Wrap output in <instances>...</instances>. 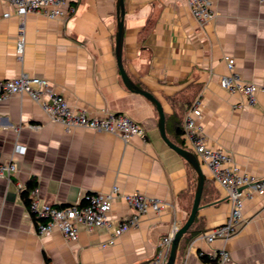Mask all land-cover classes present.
Here are the masks:
<instances>
[{
	"label": "crops",
	"instance_id": "crops-1",
	"mask_svg": "<svg viewBox=\"0 0 264 264\" xmlns=\"http://www.w3.org/2000/svg\"><path fill=\"white\" fill-rule=\"evenodd\" d=\"M64 1L75 8L68 18L25 17L19 55L21 19L3 18L12 8L0 0V81L21 73L45 79L70 106L89 117L122 114L142 126L145 137L124 143L112 134L66 130L26 94L2 101L0 161H13L17 172L0 178V264H154L159 240L188 218L196 175L160 137L155 107L122 84L115 57L117 0ZM208 1L215 17L200 26L186 0H124L123 68L162 106L170 142L189 151L181 131L199 101L198 124L208 145L229 153L242 173L264 180V93H256L254 106H248L219 83L229 75V57L243 82L264 87V4ZM16 144L26 150L14 157ZM198 162L205 178L200 209L180 240L175 264H211L201 257L221 249L230 255L227 264H264V191L251 197L243 191V220L230 239L200 240L226 221L230 205ZM29 182L35 184L38 209L80 204L86 195L107 194L113 186L121 195L137 192L166 205L116 237L120 222L136 214L116 197L108 227L79 226L78 239L68 241L59 231L38 235V220L21 197Z\"/></svg>",
	"mask_w": 264,
	"mask_h": 264
},
{
	"label": "built area",
	"instance_id": "built-area-1",
	"mask_svg": "<svg viewBox=\"0 0 264 264\" xmlns=\"http://www.w3.org/2000/svg\"><path fill=\"white\" fill-rule=\"evenodd\" d=\"M12 8L11 12L2 15L8 18L12 14L21 19L18 34L16 51L20 55L24 46V19L28 14L36 13L46 16L48 19H65L75 13V8L64 0H4ZM264 4V0H256ZM190 12L200 26L212 21L215 17L208 0H186ZM228 76L220 78L219 83L222 89L230 95H242L248 106H254L255 94L264 93V87L243 82L234 73L233 59L225 58ZM26 94L36 103L42 112L51 121L61 124L66 130L72 128H83L100 133L112 134L119 137L124 143L133 138L143 139L145 131L142 126L122 114H103L101 117H89L84 110L70 106L67 100L57 94L51 84L42 78L32 77L21 73L18 77L0 81V103L13 95ZM201 117V103L196 101L185 117L183 125V141L197 160L206 168L210 180L218 185L226 194L229 201L230 211L226 221L212 229L210 232L200 235V240L212 244L217 240L227 241L236 234L237 226L243 220L244 194L247 196L262 193L264 191V180L242 173L240 167L232 161L229 153L210 147L198 124ZM25 148L16 144L13 149V156L25 153ZM17 172L13 161H0V178L9 180ZM30 212L38 220V235H50L59 231L68 241L78 239L79 226L87 230L109 226L108 214L111 210L114 198L120 197L135 211V215L126 221L120 222L114 232L119 237L126 231L138 226V219L147 213L159 214L166 204L160 200L145 197L140 193L121 195L118 188L113 186L107 194H88L84 198V204L67 205L64 207L44 205L38 209L39 196L36 189L31 192ZM177 227L163 236L158 244L154 264H165L168 258L172 241L175 237ZM114 240L107 245H112ZM105 246V245H104ZM103 246V247H104ZM200 256L203 254L200 253ZM210 259L215 264H227L230 260L229 253L221 249L214 252Z\"/></svg>",
	"mask_w": 264,
	"mask_h": 264
},
{
	"label": "water",
	"instance_id": "water-1",
	"mask_svg": "<svg viewBox=\"0 0 264 264\" xmlns=\"http://www.w3.org/2000/svg\"><path fill=\"white\" fill-rule=\"evenodd\" d=\"M123 36H124V0H117L116 2V35H115V57L116 63L118 67V71L120 73V78L124 87L131 93L138 94L148 100L156 109L158 115V131L162 140L166 143V145L172 149L175 153H177L182 159H184L189 166L192 168L196 175V188L194 194V200L192 204V208L188 215L186 222L178 229L175 234V237L172 241L168 258L165 264H175L177 257V250L180 243V240L184 235L188 233V230L192 226L196 214L200 209V199L202 195V190L204 186V175L202 173L200 164L197 158L188 150L180 148L169 141L165 134V117L163 113L162 106L160 103L148 92L140 89L136 86L132 80L126 74L123 64H122V46H123Z\"/></svg>",
	"mask_w": 264,
	"mask_h": 264
},
{
	"label": "trees",
	"instance_id": "trees-1",
	"mask_svg": "<svg viewBox=\"0 0 264 264\" xmlns=\"http://www.w3.org/2000/svg\"><path fill=\"white\" fill-rule=\"evenodd\" d=\"M178 129H179V128H178ZM181 133H183V129H182ZM34 186H35V184H34L33 182H29L27 188H26L24 191H22V193H21V197H22V199H23L25 205H26L27 207H29V208H30V203H31V201H30V199H29V194H30V191L34 188ZM84 201H85V199H83L82 204H84ZM65 206H66V205H65ZM61 207H64V206H61ZM31 215L33 216L32 213H31ZM201 260H202L203 262H206V263L215 264V260L210 259L209 257H207V256H205V255H203V256L201 257Z\"/></svg>",
	"mask_w": 264,
	"mask_h": 264
}]
</instances>
